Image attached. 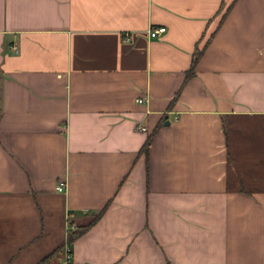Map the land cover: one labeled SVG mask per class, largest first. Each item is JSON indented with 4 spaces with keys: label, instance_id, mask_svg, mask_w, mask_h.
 I'll list each match as a JSON object with an SVG mask.
<instances>
[{
    "label": "crops",
    "instance_id": "0c3cea01",
    "mask_svg": "<svg viewBox=\"0 0 264 264\" xmlns=\"http://www.w3.org/2000/svg\"><path fill=\"white\" fill-rule=\"evenodd\" d=\"M67 241L264 264V0H0V264Z\"/></svg>",
    "mask_w": 264,
    "mask_h": 264
},
{
    "label": "built area",
    "instance_id": "2783aa9c",
    "mask_svg": "<svg viewBox=\"0 0 264 264\" xmlns=\"http://www.w3.org/2000/svg\"><path fill=\"white\" fill-rule=\"evenodd\" d=\"M165 30H166L165 26L151 28L150 29V35L151 36H158L160 33L164 32ZM124 39L126 41H130V36H129L128 32L125 33ZM139 101L142 102L143 98H139ZM138 128L139 129H145L146 127L144 125L140 124V125H138ZM56 188L59 191L65 190L66 180L59 181V183L56 185ZM68 226H70V228H72L71 225L68 224ZM35 264H91V263H89V262L80 263V262L74 261V259H73V247H72L71 243L69 241H67V243L65 244V247L63 249V255H62L61 261L59 263H53V262H49V261L44 260V261H38Z\"/></svg>",
    "mask_w": 264,
    "mask_h": 264
},
{
    "label": "trees",
    "instance_id": "16d2710c",
    "mask_svg": "<svg viewBox=\"0 0 264 264\" xmlns=\"http://www.w3.org/2000/svg\"><path fill=\"white\" fill-rule=\"evenodd\" d=\"M196 59H194L193 64H195ZM149 143H150V139L148 138L146 143L144 144V149L148 150L149 147ZM103 210H100L98 213L95 214V216L93 217V219L86 224L80 225L79 227H75V225H73V229L69 232L68 234V239L70 242L73 241V239L78 236L80 233H82L88 226H90L91 224H93L102 214ZM72 226V224H71Z\"/></svg>",
    "mask_w": 264,
    "mask_h": 264
}]
</instances>
